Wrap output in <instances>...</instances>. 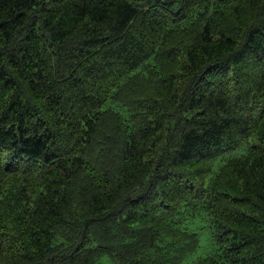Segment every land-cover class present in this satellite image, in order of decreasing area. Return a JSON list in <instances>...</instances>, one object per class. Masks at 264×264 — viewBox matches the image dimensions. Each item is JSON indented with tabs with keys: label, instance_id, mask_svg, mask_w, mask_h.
<instances>
[{
	"label": "trees",
	"instance_id": "16d2710c",
	"mask_svg": "<svg viewBox=\"0 0 264 264\" xmlns=\"http://www.w3.org/2000/svg\"><path fill=\"white\" fill-rule=\"evenodd\" d=\"M0 264H264V0H0Z\"/></svg>",
	"mask_w": 264,
	"mask_h": 264
},
{
	"label": "rangeland",
	"instance_id": "374dc122",
	"mask_svg": "<svg viewBox=\"0 0 264 264\" xmlns=\"http://www.w3.org/2000/svg\"><path fill=\"white\" fill-rule=\"evenodd\" d=\"M207 234V233H205ZM208 238H207V235H202L201 236V245H200V248L198 250V252L196 253V255H202V254H205L206 253V250L208 249Z\"/></svg>",
	"mask_w": 264,
	"mask_h": 264
}]
</instances>
